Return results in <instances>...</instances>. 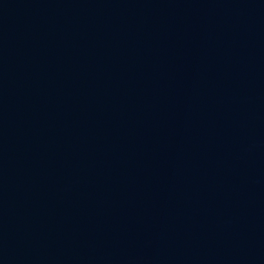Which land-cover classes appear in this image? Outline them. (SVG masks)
I'll return each instance as SVG.
<instances>
[{
	"label": "water",
	"instance_id": "95a60500",
	"mask_svg": "<svg viewBox=\"0 0 264 264\" xmlns=\"http://www.w3.org/2000/svg\"><path fill=\"white\" fill-rule=\"evenodd\" d=\"M0 264H264V0H0Z\"/></svg>",
	"mask_w": 264,
	"mask_h": 264
}]
</instances>
